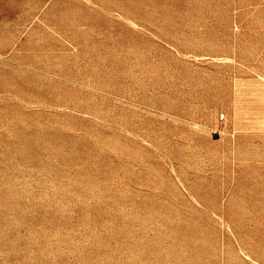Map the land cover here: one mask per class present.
<instances>
[{"label": "rangeland", "instance_id": "1", "mask_svg": "<svg viewBox=\"0 0 264 264\" xmlns=\"http://www.w3.org/2000/svg\"><path fill=\"white\" fill-rule=\"evenodd\" d=\"M264 0H0V264H264Z\"/></svg>", "mask_w": 264, "mask_h": 264}, {"label": "bare ground", "instance_id": "2", "mask_svg": "<svg viewBox=\"0 0 264 264\" xmlns=\"http://www.w3.org/2000/svg\"><path fill=\"white\" fill-rule=\"evenodd\" d=\"M258 126L264 127V117H262V118L259 119Z\"/></svg>", "mask_w": 264, "mask_h": 264}]
</instances>
